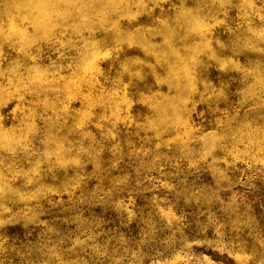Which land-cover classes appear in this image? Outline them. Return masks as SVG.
I'll return each instance as SVG.
<instances>
[{
  "label": "rangeland",
  "instance_id": "374dc122",
  "mask_svg": "<svg viewBox=\"0 0 264 264\" xmlns=\"http://www.w3.org/2000/svg\"><path fill=\"white\" fill-rule=\"evenodd\" d=\"M0 264H264V0H0Z\"/></svg>",
  "mask_w": 264,
  "mask_h": 264
},
{
  "label": "trees",
  "instance_id": "16d2710c",
  "mask_svg": "<svg viewBox=\"0 0 264 264\" xmlns=\"http://www.w3.org/2000/svg\"><path fill=\"white\" fill-rule=\"evenodd\" d=\"M101 219L104 221V222H107L110 224V226L112 227L116 221H115V217L111 214V213H107L105 215H102L101 216ZM112 224V225H111Z\"/></svg>",
  "mask_w": 264,
  "mask_h": 264
}]
</instances>
